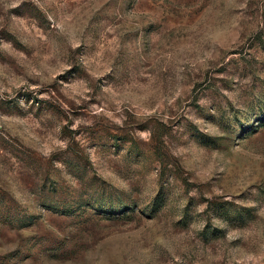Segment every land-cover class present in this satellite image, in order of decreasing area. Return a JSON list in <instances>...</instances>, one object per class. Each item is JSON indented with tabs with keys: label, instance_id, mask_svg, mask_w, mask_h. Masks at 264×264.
Instances as JSON below:
<instances>
[{
	"label": "rangeland",
	"instance_id": "374dc122",
	"mask_svg": "<svg viewBox=\"0 0 264 264\" xmlns=\"http://www.w3.org/2000/svg\"><path fill=\"white\" fill-rule=\"evenodd\" d=\"M0 264H264V0H0Z\"/></svg>",
	"mask_w": 264,
	"mask_h": 264
}]
</instances>
